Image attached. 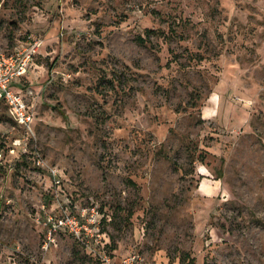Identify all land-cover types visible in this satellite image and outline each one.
I'll return each mask as SVG.
<instances>
[{"label":"rangeland","instance_id":"obj_1","mask_svg":"<svg viewBox=\"0 0 264 264\" xmlns=\"http://www.w3.org/2000/svg\"><path fill=\"white\" fill-rule=\"evenodd\" d=\"M25 36L34 119L26 136L0 102V264H103L67 236L41 250L53 191L105 210L111 264H264V0H0V50Z\"/></svg>","mask_w":264,"mask_h":264},{"label":"built area","instance_id":"obj_2","mask_svg":"<svg viewBox=\"0 0 264 264\" xmlns=\"http://www.w3.org/2000/svg\"><path fill=\"white\" fill-rule=\"evenodd\" d=\"M41 44L40 39L25 36L23 41L14 45L12 49L0 50V102L5 106L9 117L24 130L26 136H30L32 132L34 115L22 88L24 77ZM22 145L21 154L30 159L35 168L46 170L50 185L59 188L63 179L60 171L47 165L34 141L29 147L26 141H23ZM50 197L49 209L42 204L34 217V222L41 232V250L51 251L61 237L67 236L98 263L111 264V254L106 248L103 228L108 216L100 211L99 206L93 203L77 205L68 198H60L57 191H53ZM138 260V257L132 254L125 257L121 264H135Z\"/></svg>","mask_w":264,"mask_h":264},{"label":"trees","instance_id":"obj_3","mask_svg":"<svg viewBox=\"0 0 264 264\" xmlns=\"http://www.w3.org/2000/svg\"><path fill=\"white\" fill-rule=\"evenodd\" d=\"M148 32H149V31H148ZM137 42H138L139 44H143V43H144L143 39L140 38V37L137 38ZM99 209H100V211H101L102 213H104L105 215H107V214L105 213V210H103V209L101 208V206H99Z\"/></svg>","mask_w":264,"mask_h":264}]
</instances>
